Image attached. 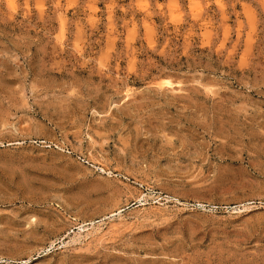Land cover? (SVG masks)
I'll return each mask as SVG.
<instances>
[{"label":"rangeland","instance_id":"1","mask_svg":"<svg viewBox=\"0 0 264 264\" xmlns=\"http://www.w3.org/2000/svg\"><path fill=\"white\" fill-rule=\"evenodd\" d=\"M0 264H264V0H0Z\"/></svg>","mask_w":264,"mask_h":264},{"label":"bare ground","instance_id":"2","mask_svg":"<svg viewBox=\"0 0 264 264\" xmlns=\"http://www.w3.org/2000/svg\"><path fill=\"white\" fill-rule=\"evenodd\" d=\"M160 203V202H159Z\"/></svg>","mask_w":264,"mask_h":264}]
</instances>
